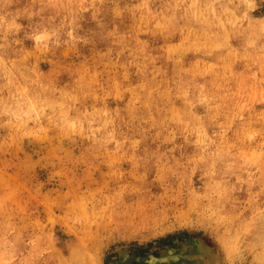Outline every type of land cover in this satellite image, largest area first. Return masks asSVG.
Returning <instances> with one entry per match:
<instances>
[{"label": "rangeland", "instance_id": "1", "mask_svg": "<svg viewBox=\"0 0 264 264\" xmlns=\"http://www.w3.org/2000/svg\"><path fill=\"white\" fill-rule=\"evenodd\" d=\"M161 257L264 264V0H0V264Z\"/></svg>", "mask_w": 264, "mask_h": 264}, {"label": "bare ground", "instance_id": "2", "mask_svg": "<svg viewBox=\"0 0 264 264\" xmlns=\"http://www.w3.org/2000/svg\"><path fill=\"white\" fill-rule=\"evenodd\" d=\"M170 257H171V256H170ZM197 262H198V261H197ZM199 263L201 264V261H199ZM121 264H127V263H124V262H123V263H121ZM158 264H169V262H168V261L163 262V261H162V257H161V258L158 259ZM170 264H171V263H170Z\"/></svg>", "mask_w": 264, "mask_h": 264}]
</instances>
